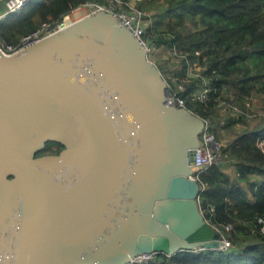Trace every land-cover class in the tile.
<instances>
[{"label":"water","instance_id":"water-1","mask_svg":"<svg viewBox=\"0 0 264 264\" xmlns=\"http://www.w3.org/2000/svg\"><path fill=\"white\" fill-rule=\"evenodd\" d=\"M112 14L0 51V264H127L218 248L199 210L202 119ZM47 141L57 154L36 155Z\"/></svg>","mask_w":264,"mask_h":264},{"label":"trees","instance_id":"trees-1","mask_svg":"<svg viewBox=\"0 0 264 264\" xmlns=\"http://www.w3.org/2000/svg\"><path fill=\"white\" fill-rule=\"evenodd\" d=\"M83 1L86 0H29L0 20V39L16 43L40 21L59 18ZM157 1L137 2L144 11L155 9L147 17L148 42L180 49L185 55L180 56V61L185 65L189 59L205 66L201 76L186 82L180 91L187 107L218 122L222 114L215 98H229L231 93L262 100L264 110V0ZM2 9L3 5L0 12ZM203 76L209 78L211 86V101L206 104L191 98L202 85ZM240 106L249 110L244 104ZM240 116H226L223 126L238 120L246 122L247 117ZM248 120L257 122L237 130L233 138L220 144L221 160L199 174L203 185L201 205L214 207L215 222L232 224L226 232L228 248L155 252L147 260L132 264H264V152L255 143L258 135H264V117L252 115ZM52 144L56 147L52 148ZM62 146L47 142L36 155L56 153Z\"/></svg>","mask_w":264,"mask_h":264},{"label":"built area","instance_id":"built-area-1","mask_svg":"<svg viewBox=\"0 0 264 264\" xmlns=\"http://www.w3.org/2000/svg\"><path fill=\"white\" fill-rule=\"evenodd\" d=\"M29 0H3V9L0 12V20L7 16L8 14L17 12L20 10L26 2ZM140 0H104L102 2L86 0L81 2L75 8H72L69 12L63 14L59 18L42 20L40 23L30 31L22 34L16 43L14 42H6L0 39V51L5 54L14 53L60 29H65L68 25H70L75 20L71 18L72 11L81 8L82 6H87L90 9V14H95L99 11L107 12L113 15L118 24L127 28L131 34L137 39L140 45L146 49L147 55L152 50V45L148 42L145 37L146 26L149 23L150 15L148 12L140 9L137 6V2ZM88 14V15H90ZM154 46V45H153ZM179 56H185L184 53L180 51ZM189 61V59L187 60ZM195 61V60H194ZM193 62V61H191ZM191 62H186V65H189ZM197 64V63H196ZM184 65V70L185 66ZM183 80L175 79L176 83H171L168 80H174L173 77L165 78L167 83L168 92L166 94V103L170 106L177 108H186L187 107L186 99L180 94L181 90L185 89V83L189 82L194 77L201 76V73L198 75L188 76L184 72ZM176 85V87H175ZM211 91V86L209 83V78L202 77V85L198 87L195 91L192 92L191 98L193 100H197L204 104L211 101V96L209 92ZM229 98L226 97H218L217 106L224 107V109H231L234 111H242L241 114H244V111L252 115H262L264 117V110L256 107V99L253 96L248 95H234L229 94ZM241 104H244L245 107H248L249 110L244 109ZM197 116L202 119L203 126L201 129L200 142L201 145L196 146L192 149L191 152V161H193L194 166L192 169V177L195 178L199 182L200 191L203 188V185L200 182L199 174L202 170L207 168L209 165L214 162H218L221 160L219 145L221 144L219 140H217L214 135L210 132V124L212 119L208 116L202 117L194 111L190 110ZM230 112V111H229ZM256 145L264 152V135H258L256 138ZM200 191L197 196V202L199 206V210L202 213L204 219L211 224L218 234L219 240V249H227L230 245L229 239L226 236V232L232 228V224L229 222H215L216 213L214 211V207L210 205L202 206L200 203ZM259 221L262 218H258ZM263 227L260 229L262 230ZM204 247L198 246L191 248L193 250L202 249ZM152 254H139L133 260H131L127 264H132L133 262L145 261L150 258Z\"/></svg>","mask_w":264,"mask_h":264},{"label":"rangeland","instance_id":"rangeland-1","mask_svg":"<svg viewBox=\"0 0 264 264\" xmlns=\"http://www.w3.org/2000/svg\"><path fill=\"white\" fill-rule=\"evenodd\" d=\"M37 1V0H34ZM157 1V0H156ZM158 1H162V0H158ZM157 1V2H158ZM99 2V1H97ZM155 2V0H154ZM148 12V14L154 13L155 9L154 8H150L148 10H146ZM90 14V9L87 6H82L81 8H78L74 11H72V15L71 18L72 19H78L80 17H83L85 15ZM180 53V49L176 50L173 48H168V47H164L163 45H159V46H153L152 45V50L151 52L147 55L149 57V59L154 62L158 68L161 71V74L164 78L167 77H173L174 80H168L171 83H176L175 79H179L183 80V73L182 70L184 68V63L180 61V56L177 55ZM187 62H191V61H187ZM197 63V64H196ZM185 73L190 77V76H195L198 75V73H201V70L203 68H205V66H203L202 64H200L198 62V60H195L193 62H191L189 65L185 66ZM176 87V85H175ZM256 102V107L263 109V101L262 100H255ZM218 107L219 113L222 114L220 115V121L216 122L211 121L210 124V132L215 133L216 135H218V140L221 144L227 142L228 140H230L231 138H233L235 136V133L237 130H240L242 128H247L250 127L251 125H253L255 122L254 120H248L249 118V114L247 112L244 111V114L242 115L241 112L242 111H234V110H229V109H224V107ZM230 111V112H229ZM240 115H242V117L246 116V122L243 121H235L233 124L231 125H227V126H223V123L226 121L225 117L227 116H233V117H241ZM248 120V121H247ZM201 136V131L199 132V137ZM216 138V139H217ZM51 144V143H49ZM45 153V152H44Z\"/></svg>","mask_w":264,"mask_h":264},{"label":"flooded vegetation","instance_id":"flooded-vegetation-1","mask_svg":"<svg viewBox=\"0 0 264 264\" xmlns=\"http://www.w3.org/2000/svg\"><path fill=\"white\" fill-rule=\"evenodd\" d=\"M47 142H55V141H47ZM47 142L45 143V144H47ZM56 146H55V144H52V148H55ZM63 147V146H62ZM62 147H60L59 148V150L56 152V153H45V154H57L59 151H60V149L62 148Z\"/></svg>","mask_w":264,"mask_h":264},{"label":"crops","instance_id":"crops-1","mask_svg":"<svg viewBox=\"0 0 264 264\" xmlns=\"http://www.w3.org/2000/svg\"><path fill=\"white\" fill-rule=\"evenodd\" d=\"M3 5V0H0V6Z\"/></svg>","mask_w":264,"mask_h":264}]
</instances>
